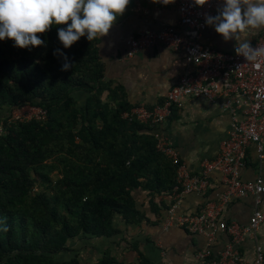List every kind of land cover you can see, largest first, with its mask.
<instances>
[{
  "label": "trees",
  "instance_id": "obj_1",
  "mask_svg": "<svg viewBox=\"0 0 264 264\" xmlns=\"http://www.w3.org/2000/svg\"><path fill=\"white\" fill-rule=\"evenodd\" d=\"M59 27L38 34L46 46L31 50L0 41V113L45 111L43 120L0 118V264H83L77 253L62 258L69 241L110 238L116 216L138 226L145 216L134 190L153 197L176 187V168L156 150L150 127L122 118L132 107L104 81L97 40L64 48ZM78 91L87 94L84 105ZM90 264L151 263L141 253L126 263L105 251Z\"/></svg>",
  "mask_w": 264,
  "mask_h": 264
},
{
  "label": "crops",
  "instance_id": "obj_2",
  "mask_svg": "<svg viewBox=\"0 0 264 264\" xmlns=\"http://www.w3.org/2000/svg\"><path fill=\"white\" fill-rule=\"evenodd\" d=\"M176 5L173 0H130L109 33L96 38L99 58L104 67V81L110 82L112 87L120 88L132 108L139 105L152 107L161 103L183 74H192L195 70L193 65L185 63L183 53L167 49L161 44L138 51L132 56L128 54L130 49L127 41L143 31L173 27L181 32ZM262 29L247 33L252 45ZM200 42L227 53L234 50L236 43L234 39L225 41L215 32L214 27L208 25ZM73 96L79 105H84L87 98L85 92L78 91ZM232 117L228 110L206 99L185 97L174 107L169 118L150 128V133L158 132L166 136L176 148L181 163L191 175L199 176L202 164L218 156L221 142L228 138ZM237 117L243 118L241 109ZM244 164L240 170L242 181H253L258 177L264 180V159H258L253 144L247 147ZM208 182L205 192L188 194L177 195L172 191L151 197L148 191L134 190L136 209L144 214L145 219L135 226L125 224L120 216H116L115 234L110 238H79L69 241L68 248L71 251L66 258L77 253L83 264H90L108 251L126 263H136L141 253L151 264H197L196 253L208 249L211 258L217 259L230 244L231 237L226 232L217 231L209 243L204 234H190L177 226L164 227L168 210L173 204L175 215L180 216L198 214L206 204L219 202L226 190L221 173L213 171ZM262 204L264 206V195ZM253 210L252 196L233 199L222 210L220 218L227 224L235 222L245 226ZM233 246L241 255V264H252L256 246H260L264 254V223L254 237L247 236L240 244Z\"/></svg>",
  "mask_w": 264,
  "mask_h": 264
},
{
  "label": "built area",
  "instance_id": "obj_3",
  "mask_svg": "<svg viewBox=\"0 0 264 264\" xmlns=\"http://www.w3.org/2000/svg\"><path fill=\"white\" fill-rule=\"evenodd\" d=\"M173 1L177 4L181 32L173 27L143 31L127 41L130 49L128 54L132 56L138 51L161 44L167 49L183 53L185 63L193 65L195 70L192 74H183L161 103L152 107H133L122 113V118L136 120L153 128L169 118L173 108L185 97L206 99L233 115L228 138L221 142L218 156L202 164L199 176L191 175L181 163L176 148L166 136L158 132L152 134L156 139V150L176 168L175 194L205 192L209 175L213 171L221 173L226 187L218 203L206 204L198 214L176 216L173 204L168 210L164 227L177 226L190 234H204L209 243L217 231H224L231 237L230 244L217 259L211 258L208 249L197 252V264H241V255L233 245L240 244L247 236L254 237L264 223V180L258 177L245 182L240 178V170L245 165V153L250 144L256 147L258 159H264V55L247 62L244 57L237 56L234 50L230 53L222 52L200 42L207 26L205 15H216L222 0H208L203 6H197L193 0ZM252 46L264 48V28ZM239 109L243 114L242 119L237 117ZM8 117L9 122L43 120L45 111L24 106L13 109ZM247 196H252L254 200V210L248 225L223 222L220 215L225 206L233 199ZM252 264H264L260 246L255 248Z\"/></svg>",
  "mask_w": 264,
  "mask_h": 264
},
{
  "label": "clouds",
  "instance_id": "obj_4",
  "mask_svg": "<svg viewBox=\"0 0 264 264\" xmlns=\"http://www.w3.org/2000/svg\"><path fill=\"white\" fill-rule=\"evenodd\" d=\"M197 6L208 0H193ZM130 0H0V41L11 40L19 49L46 46L38 34L48 32L54 25H66L57 30L64 48H70L81 37L89 42L109 33ZM225 41L235 40L234 51L247 62L264 55V48L253 47L247 33L264 28V0H222L216 15H205ZM60 54L59 50L57 53ZM62 71L72 64L64 56Z\"/></svg>",
  "mask_w": 264,
  "mask_h": 264
},
{
  "label": "rangeland",
  "instance_id": "obj_5",
  "mask_svg": "<svg viewBox=\"0 0 264 264\" xmlns=\"http://www.w3.org/2000/svg\"><path fill=\"white\" fill-rule=\"evenodd\" d=\"M9 114H10V112L9 111H2L1 113H0V118H2L3 116H9ZM68 256V253H64L63 254V256H62V258L64 257V258H66Z\"/></svg>",
  "mask_w": 264,
  "mask_h": 264
}]
</instances>
